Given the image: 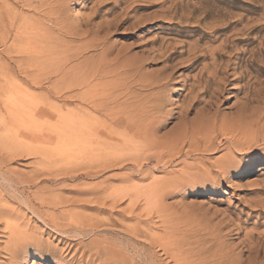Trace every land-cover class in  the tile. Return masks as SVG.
<instances>
[{
  "label": "rangeland",
  "instance_id": "rangeland-1",
  "mask_svg": "<svg viewBox=\"0 0 264 264\" xmlns=\"http://www.w3.org/2000/svg\"><path fill=\"white\" fill-rule=\"evenodd\" d=\"M62 2L80 36H59L48 21ZM37 21L51 36H17L18 26ZM37 45L43 57L30 67L25 58L40 50ZM102 59L110 67L92 84L103 108L133 117L136 107L160 103L168 116L156 114L166 119L161 138L181 134L176 118L188 105L192 86L201 90V78L216 75L211 91L224 92L217 101L220 148L186 156L193 150L186 143L171 164L153 159L135 168L126 162L120 170L88 177L99 170L85 168L83 158L47 153L57 142L21 138L20 143L4 136L0 264H173L163 247L175 245L191 251V261L200 250L210 263L264 264V0H0V67L30 93H48L47 103L62 115L73 112L78 118L86 112L108 123L106 112L97 115L84 104L87 89L81 84ZM123 62L136 74L119 70ZM20 64L28 76L20 73ZM225 67L226 76L219 73ZM38 74L42 86L32 84ZM223 77L226 82L218 84ZM195 110L187 121H196ZM241 112L248 119L239 121ZM230 121L236 129L244 124L239 150L218 128H232ZM226 155L234 165L224 175L215 164ZM189 171L205 177L180 179ZM126 188L129 196L114 204L109 194Z\"/></svg>",
  "mask_w": 264,
  "mask_h": 264
},
{
  "label": "bare ground",
  "instance_id": "bare-ground-1",
  "mask_svg": "<svg viewBox=\"0 0 264 264\" xmlns=\"http://www.w3.org/2000/svg\"><path fill=\"white\" fill-rule=\"evenodd\" d=\"M67 7H68L67 3L65 2H62L61 4H59V6L55 9L54 12H51L50 14L48 13L49 14L48 21H50L53 24V27L55 30L58 31L56 32L59 34V36H66V37L67 36H80V33H78V31L76 30L75 23L71 22L70 18L68 17ZM24 27L18 26V29L16 31L17 36H37V37L42 36V38L40 37L41 39H43V37L45 36H51L49 33V30L44 29L45 27L43 26V24L39 23L38 21L27 25V27L23 29ZM45 39L46 37L44 38V40ZM91 47H95V46L91 45ZM37 48L40 49L37 53H30V55L27 56V58H25L26 62L28 64L30 63L29 64V66L31 65L30 67H33V62L43 57L44 52L42 50V47L40 45H37ZM205 56L203 55V57ZM120 58L118 57V60ZM169 59L171 58L169 57ZM103 61L104 60L102 59L100 62H98V64L95 65V67H92L91 69H89L90 71L85 72L86 76L82 80L81 84H83L84 87L87 89V90H84L85 92H83V96L85 97L84 104L90 107L91 109H93L94 113L97 115H100L103 112H106L109 117L108 123H102L101 121H98V119L95 116H92L90 113H86V112H83L82 116L78 118L75 116L73 112L69 113L67 116L62 115L61 113L62 111L59 108H56L53 105L47 103V100L50 98L48 93H45L44 95H34L30 93L29 90L26 87H24L25 85L24 86L21 85V82L17 83V81H13L14 79H12V81L9 80L10 75L8 71L5 72L0 67V101H1L0 133L3 135L2 136L0 134L3 137V138L0 137V139H4V136H8L12 140L18 142L21 140V138L23 139L28 138L30 140H34L35 142L36 141H40L39 143L44 142L47 145L48 144L51 145L52 143L57 142L58 145L53 150H48L47 153L52 152L51 155L55 154L56 156H58V158L68 159V160H73L77 158V156L80 157V159L83 158L85 168L95 167L97 168V170H99L96 173H94L96 170L95 171L93 170V172L92 170L91 171L89 170L90 172L85 174L88 177H92L95 175H96L95 177H97V173L99 176V173L101 172H104V174L105 173L107 174L109 170L111 172V170L113 171V169L115 170L117 168L119 169L121 166L122 168H124L123 166H126L128 162H130L131 167H135V168H142L144 165H146L145 162L154 161V160H156L157 163H160L161 161L164 162L165 160H167L168 161L167 163L171 164L174 162L177 156H179L181 153L184 152L182 145L186 143L188 144L190 149L193 148L192 151L185 152L186 156H191L192 153H198V152H204V151H208V152L215 151L220 148V144L218 143L216 145V141H215L217 140L216 138L217 136H215V134H217L216 126L221 120V119L220 120L218 119V113H219L218 109L219 108L217 107L218 105L217 101H219V96L221 95V93H224V92H223L222 87H220L221 89L218 91L216 90L214 92L211 91V83L215 79L216 75L214 76V79L210 77V75L207 76L205 79L204 77H202L201 81L205 82V85L201 90L199 89L198 86H192V89L190 90V93L192 95L189 99V102L187 103L188 105L179 112V116L176 118L178 122H180L178 124H181L180 126L177 125L179 126L178 128L182 129L181 130L182 132L179 131L180 129L178 130V132H180L181 134L178 133L179 135H174L175 132L177 133V131H175L174 134L166 135V136H163V138H161L162 136L159 137L158 134L165 124L166 119L164 117H168V116H167V112L164 110L163 106L160 105V103L159 104L158 103L149 104V106L146 105V107H144L145 105L140 108L136 107L137 112L139 114H135L133 117L127 116L126 113H125L126 116L123 115L119 117L114 113L113 109L103 108L104 105L102 102L103 101L102 98L99 97L98 94L94 95L93 93L95 91L93 88L96 87L97 85L92 84L94 81H97V80L100 81L104 77L103 73L106 72L108 65H104V62L106 63V61L104 62ZM118 65L119 66L117 67L119 70L125 69V70H128L129 72H133L134 74H136V69H133L130 63L123 62V64L119 63ZM220 67H223V66L220 65ZM25 69L26 68H23L21 64L19 65L18 70L20 71V73L28 76L29 71ZM44 72H46L47 74L45 76H50V75H53L54 70L53 72L50 71L51 73L49 71L47 73L46 70ZM219 73L223 74L224 76L228 75L226 67L223 70H219ZM39 74L37 75V79L35 78L33 79V82H32L33 85H37V84L41 85L42 81H44V80L42 81L38 80ZM241 79H244V77H242ZM226 80L227 78L223 77L221 81L219 80L217 83L221 85V83L226 82ZM152 84L153 83L151 82V85ZM205 96L209 97V99L207 100ZM197 103L200 105L203 104V107L197 108L195 110L196 108L195 105ZM106 110H108L109 112H107ZM194 110L196 111L197 118L195 117L196 121L195 122L191 121L192 122L191 123L187 121L188 114L192 113ZM160 111L164 113L165 115L164 117L156 116V114L158 113L159 115L162 114ZM242 112H241V115H239L240 116L239 121H242L243 118L248 119L249 117V116L247 117V114L246 116L243 115ZM241 117L243 118L241 119ZM216 119H218L219 121H217ZM253 121L255 122V120ZM255 123L256 125H258L257 122ZM235 125H238V124L235 123ZM235 125H233V127ZM115 126L123 129V131H121L120 133H117L114 129ZM222 126L223 127L218 126V128H220L219 129L220 132L225 137L226 143L231 144L233 148H236V150H239L237 149L238 144L236 143L238 142V136H239L238 131L242 133L241 129L244 126V124L242 127L241 126L238 127V129H236V126L235 128L233 127L228 128L229 124L228 126H224V125ZM219 130H218V135H219ZM109 135L110 136L117 135V139H115L116 137L112 138L110 139L111 140L110 142V140L108 139ZM106 140H109V142ZM8 142H12V141H8ZM233 148L230 147L229 149H233ZM129 151L135 152V154H131L129 153ZM199 155H202V154H199ZM192 156H194V154ZM215 165H217V167H219L220 169L223 168L222 171H224L225 172L224 175H226L227 170L234 165V162L230 159V157L228 158L226 155V158L224 161L221 160ZM188 170H191V168ZM184 173L185 174L181 176L182 178L179 177L182 180L189 179V180L197 181L205 177L204 172L195 173V174L191 172L190 173L184 172ZM136 193L140 194L139 192H136ZM138 194H136L135 196H137ZM106 195L108 196V194ZM109 195L110 197H112L114 204H117L118 201H121L123 198L125 199L127 196H129V194L127 193V188H126V191H122V190L114 191L113 193ZM113 201L111 203H113ZM1 213L2 212H0V214ZM187 244H184V245H187ZM175 247H176L175 249H172V248L168 249L167 247H163V250L165 252L164 254L168 256L169 259H171L173 264H224L223 262L219 260L217 261L215 260V262L212 261V263H210L209 261H211L212 259L207 261L208 260L207 257H205V255L202 254L205 251H202V250H201L202 252H200V250L198 251L200 253L196 252V254H198L197 257L191 261L189 260V258H191V255H190L191 251L188 252L185 250L186 252H184L182 249L183 246L177 247L175 245ZM193 257H195V255Z\"/></svg>",
  "mask_w": 264,
  "mask_h": 264
}]
</instances>
